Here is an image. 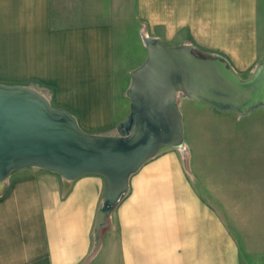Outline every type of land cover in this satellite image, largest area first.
<instances>
[{
    "label": "crops",
    "instance_id": "crops-1",
    "mask_svg": "<svg viewBox=\"0 0 264 264\" xmlns=\"http://www.w3.org/2000/svg\"><path fill=\"white\" fill-rule=\"evenodd\" d=\"M259 9V0H109L102 22L64 26L55 0H0V84L36 89L86 132L118 135L146 38L221 57L245 80L264 62ZM178 152L167 148L131 177L95 264H245ZM104 194L100 176L67 187L52 172L14 171L0 190V264H89Z\"/></svg>",
    "mask_w": 264,
    "mask_h": 264
},
{
    "label": "water",
    "instance_id": "water-1",
    "mask_svg": "<svg viewBox=\"0 0 264 264\" xmlns=\"http://www.w3.org/2000/svg\"><path fill=\"white\" fill-rule=\"evenodd\" d=\"M148 56L131 74L130 114L118 135L84 131L74 115L54 108L36 89L0 84V190L14 171L44 170L66 186L86 175L105 181L96 233L126 195L130 179L164 148L184 143L178 98L240 116L264 106V62L242 80L221 57L190 45L145 39Z\"/></svg>",
    "mask_w": 264,
    "mask_h": 264
},
{
    "label": "rangeland",
    "instance_id": "rangeland-1",
    "mask_svg": "<svg viewBox=\"0 0 264 264\" xmlns=\"http://www.w3.org/2000/svg\"><path fill=\"white\" fill-rule=\"evenodd\" d=\"M55 4L60 8L59 25L94 24L108 16L109 0H55ZM259 7L264 37V0H259ZM192 103L186 110L179 107L184 143L177 150L188 177L225 223L245 264H264V106L240 116ZM106 229L95 234L89 264L96 263L97 239Z\"/></svg>",
    "mask_w": 264,
    "mask_h": 264
}]
</instances>
